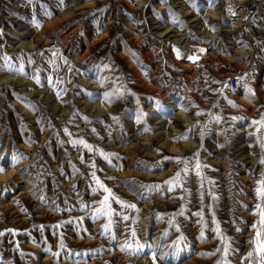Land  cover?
Masks as SVG:
<instances>
[{
	"label": "rangeland",
	"instance_id": "rangeland-1",
	"mask_svg": "<svg viewBox=\"0 0 264 264\" xmlns=\"http://www.w3.org/2000/svg\"><path fill=\"white\" fill-rule=\"evenodd\" d=\"M240 1L252 9L233 16ZM211 4L0 0V264H152V250L157 264H217L226 243L245 264L264 176V0ZM93 173L136 208L110 199L109 223ZM133 228L150 246L138 255L121 250Z\"/></svg>",
	"mask_w": 264,
	"mask_h": 264
},
{
	"label": "snow or ice",
	"instance_id": "snow-or-ice-1",
	"mask_svg": "<svg viewBox=\"0 0 264 264\" xmlns=\"http://www.w3.org/2000/svg\"><path fill=\"white\" fill-rule=\"evenodd\" d=\"M33 0H29V3H32ZM64 6V0H59V5L58 7H60L61 9ZM210 6H212L211 4V0H210ZM229 11L232 12L231 7H229ZM46 15L51 18L52 16V12L48 11L46 12ZM232 15L235 16V12H232ZM205 23H207V21H205ZM34 24L37 28L41 27V24L37 21H34ZM213 31H215L216 29L213 28ZM176 54H177V58H179L181 56V50L179 48L175 49ZM207 49L204 48H200L199 52H206ZM189 60L195 62L196 60L199 59L198 55H189L187 57ZM11 61V57H7L5 56V65L6 67L9 68V70H11V65L10 62ZM19 71L21 72V74H23V68H20ZM86 95H88L89 97H91L93 95V93L91 92H85ZM113 94H109V93H105V100L108 102H111V97ZM157 104L159 105V102H157ZM229 104H231L233 107H237V105L233 102V101H229ZM197 115H203L202 112H197ZM86 119V118H85ZM114 120H117L118 122V118L117 117H113ZM139 119V117H138ZM216 120H220L221 117L217 116L215 117ZM233 120L238 119V117H232ZM254 125L257 126L256 131L257 133H260L262 129H264V116H262L259 120H254L252 122ZM148 129H145V131H147ZM66 134L71 135V133L68 132L67 129L64 130ZM201 135L203 136V132L201 133ZM178 139H184L187 140L188 137L187 136H183L180 137ZM258 139H260V137L258 136ZM80 144H82L85 148H87L89 151L92 150V147L87 144L86 141L80 140L79 141ZM261 147L264 148V140H261ZM101 155H104V153L101 151ZM196 156L198 157L199 154L197 153ZM24 157L21 156H13L12 160L10 162V164L8 165L9 167H14L16 163L19 162L20 159H23ZM178 163H183L185 165V167L183 168V172L187 173L189 171L187 165H188V161L184 160V161H179ZM261 163L264 164V159L261 160ZM94 166V165H93ZM201 165L199 160L197 159L196 161V170H197V175L201 176V178H203L202 173L200 171ZM5 171V167L3 166L2 163H0V172H4ZM93 178L95 179V182L98 186L99 189H102L104 193H106V195L104 196L103 200L101 201V205L102 208L98 210V212L100 214H106L109 217V223H111V216L114 213V210L111 208V204H110V199H115L117 203L121 204L123 207L126 208H136L135 204H128L125 201L120 200L118 197H114V194L112 193L111 189L108 188L107 186H105L98 177H96L95 173L92 174ZM182 177H181V173L177 172L175 174V176L173 178H170L169 180L166 181V183L169 185V190H174L177 186H183L182 185ZM258 187L256 189V193L258 198L260 199L261 203L256 205L257 208V213L256 215L259 217L258 223L254 226L255 227V237L254 239L251 241L252 244V251H249L247 253V256L244 257L245 260V264H264V176H262V178L259 180L258 182ZM149 187V186H146ZM159 187H161V185H153L150 186L149 190H151L152 188H156L158 189ZM86 207V206H85ZM138 211V210H137ZM125 220L128 219V217H124ZM108 231V226H105V232ZM177 231H179V229H177ZM219 231V229H218ZM203 235V233L201 234ZM115 235L112 236V239H115ZM132 238L135 241V247L133 248L132 244H127L125 243V245L122 246L121 250H124L125 248L131 249L132 250V254L133 255H138L139 253H141L143 250H145L146 248L150 247L149 245L146 244H142L139 242V239L137 238V232L136 230L133 228L132 229ZM221 239L223 240V237H221ZM181 240H183V237H181ZM217 252L222 251L223 253V258L218 260L217 264H230L229 260H228V255H229V251H230V244H225V246L223 247V249H217ZM209 255H215V253H209ZM151 259H152V264H157V261L159 259L157 252L155 250L151 251Z\"/></svg>",
	"mask_w": 264,
	"mask_h": 264
},
{
	"label": "bare ground",
	"instance_id": "bare-ground-1",
	"mask_svg": "<svg viewBox=\"0 0 264 264\" xmlns=\"http://www.w3.org/2000/svg\"><path fill=\"white\" fill-rule=\"evenodd\" d=\"M244 1H240V2H237L239 4L235 5V10H233L235 13L236 11H238V14L243 16V11L245 9V11H249L252 9V7L250 6L249 3H246V4H243Z\"/></svg>",
	"mask_w": 264,
	"mask_h": 264
},
{
	"label": "built area",
	"instance_id": "built-area-1",
	"mask_svg": "<svg viewBox=\"0 0 264 264\" xmlns=\"http://www.w3.org/2000/svg\"><path fill=\"white\" fill-rule=\"evenodd\" d=\"M227 86L229 87V89L235 91L238 89L239 87V79L236 78V77H232L228 83H227Z\"/></svg>",
	"mask_w": 264,
	"mask_h": 264
}]
</instances>
